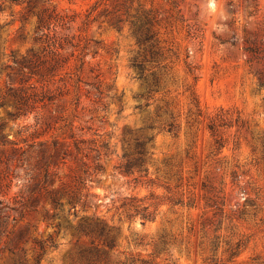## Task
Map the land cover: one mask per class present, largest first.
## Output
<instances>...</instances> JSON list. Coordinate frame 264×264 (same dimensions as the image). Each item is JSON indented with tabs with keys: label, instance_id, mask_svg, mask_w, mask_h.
Masks as SVG:
<instances>
[{
	"label": "rangeland",
	"instance_id": "obj_1",
	"mask_svg": "<svg viewBox=\"0 0 264 264\" xmlns=\"http://www.w3.org/2000/svg\"><path fill=\"white\" fill-rule=\"evenodd\" d=\"M263 82L264 0H0V264H264Z\"/></svg>",
	"mask_w": 264,
	"mask_h": 264
},
{
	"label": "trees",
	"instance_id": "obj_2",
	"mask_svg": "<svg viewBox=\"0 0 264 264\" xmlns=\"http://www.w3.org/2000/svg\"><path fill=\"white\" fill-rule=\"evenodd\" d=\"M149 23V20H146L143 22V27L145 24ZM249 50L253 52V49ZM264 85V82H263ZM14 96H18L17 93L13 94ZM2 139L5 140L4 136H2ZM152 139V138H149ZM146 141H139L136 144L135 154L136 157L134 159L130 160L127 164V170H130L134 166L143 167L146 162V154L147 149L145 148ZM24 153H20L18 156L19 162L23 161ZM53 164H47V162L44 163V166L42 167V173L45 178V182L42 185V187L38 186V188H33L29 190V194L22 195L21 199L16 200L17 205L10 206L4 197H2V194L0 192V209L6 208L7 210H13V211H22L23 208L30 206L32 210L37 211V205L39 202L44 198L47 201H49V204L56 210L58 207L63 206V202L61 201V198L58 194V189L54 186V180L52 179L53 171L51 170ZM55 165V164H54ZM82 185H86L85 180H81ZM32 193V195H31ZM71 201V200H70ZM44 211L46 212L44 215V219H47L49 217V210L44 207ZM59 214L54 211L52 214V217L49 218H56ZM1 226V222H0ZM14 224H12V228H8L6 231H4L6 236V241L4 248L8 249L10 252H16L19 249H22V245L28 241V228L25 227L24 229H14ZM58 226H61V223H58ZM70 229L74 231V233L77 234H84L87 236H92L94 234L97 235L99 239H101V242L99 245H93L89 247H81L76 249V252L78 256L81 259H85L87 261V264H92L95 260L100 259L103 257L109 248H113L115 246V239L114 237H110V230L106 228L105 225H90L89 223H81L77 227H72L68 225ZM61 229H59L58 233ZM0 231H3L1 228ZM34 242L36 246L39 248V252L36 257L37 263L40 261L42 256L47 251V246L51 247H57V243H55L54 238L50 237L47 241L46 240H35ZM100 245L102 247H100ZM72 257V256H71Z\"/></svg>",
	"mask_w": 264,
	"mask_h": 264
}]
</instances>
